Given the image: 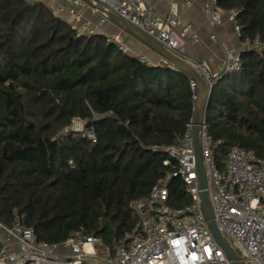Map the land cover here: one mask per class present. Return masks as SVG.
I'll return each mask as SVG.
<instances>
[{
    "label": "trees",
    "instance_id": "1",
    "mask_svg": "<svg viewBox=\"0 0 264 264\" xmlns=\"http://www.w3.org/2000/svg\"><path fill=\"white\" fill-rule=\"evenodd\" d=\"M217 7L240 11L241 41L264 44V0ZM241 59L212 88L206 123L221 152L263 157L264 49ZM191 80L101 34L78 36L45 2L0 0V222L20 220L48 244L81 230L124 239L140 223L134 204L166 173V156L149 147L171 144L194 116ZM75 119L96 141L70 130Z\"/></svg>",
    "mask_w": 264,
    "mask_h": 264
},
{
    "label": "built area",
    "instance_id": "2",
    "mask_svg": "<svg viewBox=\"0 0 264 264\" xmlns=\"http://www.w3.org/2000/svg\"><path fill=\"white\" fill-rule=\"evenodd\" d=\"M25 1L30 5L56 4L58 16L70 17L71 28L78 36L94 35L109 23V16L100 11L104 10L138 28L175 55L183 38L192 30V26L179 17L176 3L171 4L167 14H160L154 12L146 0ZM86 9L100 14L97 22L84 17ZM206 13L212 25H219L226 17L241 37L238 9L222 11L217 7V0H210ZM106 38L130 54V48L120 35ZM241 44V52L226 50L218 71H213L205 62H192V67L209 88L212 89L223 76L241 69L242 52L264 49L259 37ZM137 58L147 66L158 65L145 56ZM162 65L179 70L168 60ZM190 86L195 115L201 88L193 77ZM193 131L194 116L186 132L171 144L149 147L166 156L163 161L166 173L145 199L134 204L140 223L124 239L106 244L81 230L61 244H48L40 241L34 229L24 226L20 220L12 226L0 222V264H233L214 239L206 218L196 170ZM85 135L96 141L92 130ZM199 144L220 233L246 264H264V156L238 145L221 152L222 141L214 140L206 120L200 126ZM178 190L181 196H174ZM181 202L183 204L179 205Z\"/></svg>",
    "mask_w": 264,
    "mask_h": 264
},
{
    "label": "crops",
    "instance_id": "3",
    "mask_svg": "<svg viewBox=\"0 0 264 264\" xmlns=\"http://www.w3.org/2000/svg\"><path fill=\"white\" fill-rule=\"evenodd\" d=\"M209 1L146 0L153 11L160 14H167L171 8V4L176 3L178 5L179 17L183 23L192 26L191 32L187 33L183 38L176 56L190 65L194 61L205 62L213 71H218L226 50L234 49L241 52L242 41L236 34L234 25L226 17L222 18L219 25H212L210 23L209 15L206 13V5ZM84 17L97 22L100 14L92 13L90 9H86ZM62 18L69 23L72 21L66 15H62ZM96 34H101L105 37L120 35L123 42L130 48L132 56H145L153 64L162 65L163 61L167 60L152 49L144 39L115 21L110 20Z\"/></svg>",
    "mask_w": 264,
    "mask_h": 264
},
{
    "label": "water",
    "instance_id": "4",
    "mask_svg": "<svg viewBox=\"0 0 264 264\" xmlns=\"http://www.w3.org/2000/svg\"><path fill=\"white\" fill-rule=\"evenodd\" d=\"M102 13L109 16L112 21L117 22L118 24L128 28L132 31L135 35L137 34L139 37L144 39L152 49L157 51L161 56L166 58L170 63H172L175 67H177L182 72L188 74L189 76L193 77L198 81L201 88V96H200V103L194 115V145H195V158H196V170L197 176L199 181V190L203 200L204 211L206 214V218L209 223V227L213 233L214 239L219 244V246L224 251L226 257L233 263V264H246L232 249L229 243L224 239L222 234L220 233L217 223L214 219L213 209L209 197V189H208V180L206 171L203 165L202 154L200 150L199 144V130L200 126L206 120V113L209 107V104L212 99L213 89L209 88L206 81L202 78V76L192 67V65L185 63L175 54L167 51L160 43L156 40L139 30L138 28L132 26L128 22L121 20L115 17L113 14L108 13L104 10H100ZM91 123L86 124V128H89ZM87 136V135H85Z\"/></svg>",
    "mask_w": 264,
    "mask_h": 264
},
{
    "label": "rangeland",
    "instance_id": "5",
    "mask_svg": "<svg viewBox=\"0 0 264 264\" xmlns=\"http://www.w3.org/2000/svg\"><path fill=\"white\" fill-rule=\"evenodd\" d=\"M61 1V0H60ZM49 8H50V10L55 14V15H57L58 16V12H57V8H58V6L56 5V4H52V3H50V5H49ZM60 17H62V16H60ZM86 122H84V121H79V120H77V119H75L74 121H73V124H72V126H71V128H70V130L71 131H73V132H75V133H83V132H85V130H86ZM88 132V131H87ZM86 133V132H85ZM230 243V245H232L231 244V242H229ZM235 252H236V254L238 255V256H240L241 257V254L237 251V250H235Z\"/></svg>",
    "mask_w": 264,
    "mask_h": 264
}]
</instances>
